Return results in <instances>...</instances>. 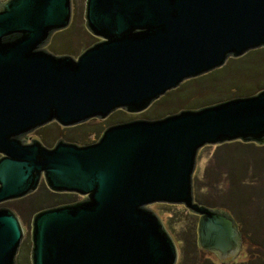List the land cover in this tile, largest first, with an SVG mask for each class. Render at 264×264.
Here are the masks:
<instances>
[{"label": "water", "instance_id": "95a60500", "mask_svg": "<svg viewBox=\"0 0 264 264\" xmlns=\"http://www.w3.org/2000/svg\"><path fill=\"white\" fill-rule=\"evenodd\" d=\"M70 0L0 3V202L39 181L82 199L37 210L31 264H176L172 233L150 203L197 215L196 242L223 263L241 248L235 218L195 200L197 152L226 141L264 143V88L159 117L105 127L78 145L27 134L142 111L185 79L264 47V0H86L99 40L76 58L43 49L66 27ZM24 230L0 208V264H21Z\"/></svg>", "mask_w": 264, "mask_h": 264}, {"label": "rangeland", "instance_id": "374dc122", "mask_svg": "<svg viewBox=\"0 0 264 264\" xmlns=\"http://www.w3.org/2000/svg\"><path fill=\"white\" fill-rule=\"evenodd\" d=\"M5 1L7 0H0V3H4ZM70 1L71 13L68 25L62 29L56 30L55 35H49L48 42L45 46H43V49L54 55L64 54L76 58L83 50L91 44L97 42L99 37L91 34L85 25L84 0ZM245 53L243 56H239L237 60L233 59L235 57L230 56L227 58L226 64L199 76L183 80L180 86L167 90L165 96L153 100L152 106L146 107L142 111L128 112L124 108H117L104 118L91 117L82 123L69 126H61L57 121L51 120L44 126L38 127L29 132L27 134L28 141L34 137L42 143L49 144V147L53 146L59 140H69L78 145H82L97 139L105 127L116 122L134 118L164 116L180 109L204 106L231 97L249 95L254 92L252 89H250L252 92H243L241 88L243 87L248 89L259 82H264V58L257 56V53H259L258 51L254 52L253 50H248ZM253 54L256 56L249 59L247 58ZM214 145L215 144H207L199 148L196 160V175H201L205 167L213 165L212 149ZM223 185L226 186L225 183H223ZM207 190L211 192L209 187ZM65 193L69 195H65ZM69 197L72 198L67 199ZM61 198L65 199L63 200V203H68L72 202V200H80L83 196L73 192H64ZM32 204L34 203L27 201L24 197L12 198L0 202V208L14 210L25 232L21 264H31L30 234L32 216H30L29 219L28 217L34 210V208L31 207ZM51 204L52 202L43 203L39 209L50 207L52 206ZM159 204H161V202L150 203L153 212L158 214V216L162 219L166 230L172 233V238L178 250V261L180 256V243L177 238L183 234L181 233L179 225L168 220L169 214L166 209L162 206L160 207ZM174 205L182 206L180 204ZM227 209L229 208L227 207ZM173 215L175 216L174 213ZM250 219L251 221L254 220L253 223L261 221L260 219L255 221V218ZM179 233L182 235H179ZM241 239L242 245L240 251L237 257L231 262H240L247 258V254L245 253V239L243 235H241ZM261 239L264 241V237ZM205 252L212 259L218 260L220 264H226L221 262L213 252L209 250H205Z\"/></svg>", "mask_w": 264, "mask_h": 264}, {"label": "trees", "instance_id": "16d2710c", "mask_svg": "<svg viewBox=\"0 0 264 264\" xmlns=\"http://www.w3.org/2000/svg\"><path fill=\"white\" fill-rule=\"evenodd\" d=\"M251 50L258 51L257 56L264 58V47ZM255 56L253 54L247 58ZM238 58L239 56L233 59ZM263 88L264 82H259L251 88L241 89L243 92L254 91L251 93L253 94ZM212 150L213 165L205 167L201 175L193 177L195 200L230 212L244 236L247 258L226 264H264V241L261 239L264 237V143L232 140L215 144ZM208 187L211 192L207 190ZM63 193L51 191L45 183L40 182L35 190L22 196L34 203L31 206L34 210L28 214V219L43 203L52 202L51 205L63 203L65 200L61 198ZM70 198L72 197L67 199ZM159 205L166 209L169 214L168 220L179 225L183 234L179 233L182 236L177 238L180 243V256L176 264H220L196 243V214L183 206L167 203ZM250 218L261 221L253 223L254 220L251 221Z\"/></svg>", "mask_w": 264, "mask_h": 264}, {"label": "flooded vegetation", "instance_id": "af4514ba", "mask_svg": "<svg viewBox=\"0 0 264 264\" xmlns=\"http://www.w3.org/2000/svg\"><path fill=\"white\" fill-rule=\"evenodd\" d=\"M70 4H71V1H70ZM85 4H86V0H84V13H85ZM44 125H45V124H44ZM44 125H42V126H44ZM40 127H41V126H40ZM40 182H41V181H39V184H40ZM39 184H38V185H39ZM38 185H37V186H38Z\"/></svg>", "mask_w": 264, "mask_h": 264}]
</instances>
